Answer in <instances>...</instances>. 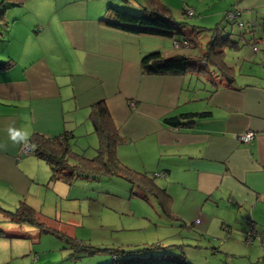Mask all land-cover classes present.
Masks as SVG:
<instances>
[{
    "label": "crops",
    "instance_id": "obj_1",
    "mask_svg": "<svg viewBox=\"0 0 264 264\" xmlns=\"http://www.w3.org/2000/svg\"><path fill=\"white\" fill-rule=\"evenodd\" d=\"M136 1L140 9L148 4V0ZM157 1L164 5V0ZM185 1H179L182 14L187 7L203 11L202 15L196 11L197 25L213 27L233 6L244 12L242 20L247 25L256 21V51L247 42L250 34L246 39L240 35L242 46L237 50L227 48L229 65L234 66L231 81L196 68L185 73L146 72L143 55L157 49L169 54L168 44L160 35L105 24L103 15L115 20L111 7L102 14L72 6L41 22L27 9H17L25 0L4 5L0 60L11 63L0 69V191L9 200L35 203L42 183L45 194L50 182L68 184L51 179V167L44 159L20 155L22 145L34 133L57 135L78 128L93 132L90 107L103 99L125 137L116 148L118 158L140 171L162 172L158 182L173 197V220L178 223L162 221L170 229L165 238L171 241L155 245L185 250L188 259L197 261L204 256L200 248H205L206 240L214 249L212 254H217L219 243L230 242L232 247L243 243L234 233L242 231L245 240L252 223L264 235V0H202L201 8ZM34 25H39L37 32ZM199 25L195 31L208 34L207 42L211 33ZM173 31V38L177 37L179 30ZM26 41H32L31 45L27 47ZM229 49L238 53L231 54ZM202 111L203 115L195 114ZM182 113L192 115L182 121L193 122L176 126L165 120ZM250 130L255 134L249 141L238 138ZM150 199L147 202L164 215ZM134 201L139 199L130 203ZM243 215H252L256 221H233ZM13 237L21 238L22 233L2 229L0 263L8 259L2 252ZM255 241L254 245H264V240Z\"/></svg>",
    "mask_w": 264,
    "mask_h": 264
},
{
    "label": "rangeland",
    "instance_id": "obj_2",
    "mask_svg": "<svg viewBox=\"0 0 264 264\" xmlns=\"http://www.w3.org/2000/svg\"><path fill=\"white\" fill-rule=\"evenodd\" d=\"M179 1L172 0L174 2L172 4L164 0V5L169 9V12L162 15L179 22L187 19L188 24H196L198 18L187 17L184 11L185 8L182 14ZM25 2L26 4L24 3L23 6H17V9L21 12L23 9H27L41 22H44L54 12L62 13L65 10H72V6L77 10L94 8L97 11L100 10L102 14L108 11L110 5L120 10L135 13L142 11L136 6V0H25ZM185 2L193 4L194 6H190L196 8H201L200 4L204 5L202 0H187ZM148 3L153 5L151 0ZM186 4L184 3V6ZM196 11L198 15H202V10L197 9ZM103 17L108 18L106 15H103ZM22 20L27 21V18ZM181 26V24L173 21V27L179 28ZM213 26H216V24ZM38 28L39 25H34L35 32L38 31ZM181 29L185 33L181 34L182 31H179L177 37L174 38L165 35L159 36L163 39L164 44H168L166 46L171 50L169 55L164 49H157L161 50L165 58L184 53V50H186L185 53L194 55H201L204 52L209 35L195 33L191 25L182 26ZM234 29L240 30L237 26ZM203 30L210 33V29L204 28ZM227 30H229V26H227ZM25 31L28 33V29ZM184 34L189 35L197 42L196 49L189 50L187 47H175V39L182 40ZM17 36L22 39L18 33ZM234 37L237 38L236 35ZM22 41L24 40L22 39ZM26 42L27 47L32 43V41ZM229 51H232L231 54L238 53L236 50L229 49ZM204 81L208 83V80ZM200 86L204 87L202 83ZM78 129L79 131H75L78 136L73 143L74 149L88 157L98 156L100 153V138L91 131L87 133L85 129ZM27 154L33 155L34 152L32 150ZM123 164L137 170L126 163ZM155 172L151 173L150 171L151 175L157 174ZM158 179L156 180L158 181ZM43 184H41L40 194L35 196V203L26 202L37 209L38 217H41L39 220L43 221L50 229L47 232L29 222L14 221L11 212L16 209L15 204L18 206L20 202L16 201L17 198L12 201L9 200L10 197H6L7 194L4 191H0V195L4 200L1 203L2 205L0 204V231L3 229L8 233H22L21 238L13 237L10 240L12 242H9L10 245H5L7 251H3L2 254H8V259L0 264H98L99 262H106L108 259L112 261L111 251L113 249L120 251L134 250V253H136L137 249L143 250L149 245L156 244L155 242L169 240L165 238V235L170 229L162 221L168 219L170 222L178 223L173 220L174 218H166L165 215L157 212L156 208L147 202V199L136 197L135 194L140 193V191L122 177L111 176L95 179L75 173L71 183L50 182V189L46 194ZM136 198L139 201H134L131 204L130 200ZM150 201L157 203L154 198H151ZM155 205L162 211L158 203ZM136 210L138 214L135 213ZM157 221L160 222V225L157 227L152 225L153 222ZM233 221H241L244 224V221L256 220L252 215H243L238 216ZM256 229L264 238L263 233L257 226ZM59 234H62V236L60 237ZM234 234L239 235L243 243H235L233 247L230 242L219 243L218 247L224 252L218 251L217 254H212L214 249L208 243L210 240H206L203 242L205 248H200L204 256L198 257L197 261L192 262L194 264H253L258 260V257L263 256L264 245H254L247 242L246 238L244 240L242 231L236 230ZM74 238L75 241H79L78 245H75ZM255 242L260 243L259 240ZM229 250H236L237 253L233 254ZM155 251L159 250L156 249ZM250 256H252V259H250Z\"/></svg>",
    "mask_w": 264,
    "mask_h": 264
},
{
    "label": "trees",
    "instance_id": "obj_3",
    "mask_svg": "<svg viewBox=\"0 0 264 264\" xmlns=\"http://www.w3.org/2000/svg\"><path fill=\"white\" fill-rule=\"evenodd\" d=\"M151 1L153 2V5L148 3L139 13L120 10L110 5L109 7H111L114 13L115 20L111 21L105 18H102L101 20L109 26L125 29L127 31L147 32L150 34L171 37L175 34L173 31L175 28L173 27V21L182 26L191 25L193 26L194 31L198 28L197 26L199 24H188L189 21L187 19H183L179 22L177 20H172V18H167L162 14L169 12V9L165 5L160 4L157 0ZM9 2L18 5L22 3V0H3L0 4L3 8L0 10V20H2V15L5 11L4 5ZM232 11L236 13L234 17H230V12ZM243 13L244 12L240 8L233 6L225 11L223 19L220 23H217L216 26H213L214 28L199 25V28L210 29L211 33V38L206 42V48L201 55L184 53L165 58L163 53L160 50H157L146 54L142 58L143 69L148 73H185L192 68H196L199 71H205L210 74L217 72L218 75L227 77V81H229L232 73H234V66L229 65L227 48L232 47L237 50L242 46L240 42L241 36L246 39V36L250 34L252 37H250V39L247 38V42L251 44L254 51L258 49L256 42H253V38L255 37L253 27L255 26L256 21L254 24L250 22V25H247L248 21L242 20ZM185 15L187 17L197 18L195 10L192 15H188L185 11ZM3 21L5 22V19H3ZM182 26L176 28L180 32H183V29H181ZM227 26H230L229 30H227ZM236 26L240 28L239 32L234 29ZM249 28H251L250 31H253L252 34L248 32ZM195 33H198V31H195ZM235 35L239 37L234 39ZM184 40L191 44L184 47L193 50L194 48H197V42H195V40L189 35L184 34V38L179 41ZM10 63L11 62L0 60V69L7 68ZM210 68H212V71ZM206 113L207 112H205V114ZM190 114L191 113H182L176 116L166 117L165 120L167 123L176 126L181 125L184 122L191 123L193 122L192 120L182 121L184 119L187 120L186 118L192 117ZM195 114L203 115L204 112H197ZM89 119L94 128L93 132H95L100 138V153L98 156L88 157L74 149L73 143L78 136L75 134L74 130H65L57 135L34 133L29 139L28 143L31 146V151L33 150L34 154L46 160L50 165L52 171L51 179L63 180L67 183H71L75 173L95 179L111 176L122 177L128 180L132 186H136L139 191H142L135 194L136 197L139 196L149 200V195H151L160 205L162 213L165 216L175 218L172 209L173 197L168 190L156 180L158 177L164 176V174L156 171L158 174L151 175L147 172L134 170L119 160L116 154V148L125 137L119 132L105 100H99L91 105ZM11 213L14 221L29 222L33 225L39 226L46 232L50 230L43 221L39 220L41 217H38L37 210L24 200L15 210H12ZM1 232L2 230L0 233ZM59 236L61 237L62 234H59ZM70 239H72V237H70ZM75 245H78V243ZM167 246L152 244L143 250L137 249L136 253H134V250H121L124 252L122 253L120 250L113 249L111 251L113 258L112 261L98 264H194L192 262L194 261L193 259H188L185 250H179V252L173 251V249H170ZM156 249L159 251H155Z\"/></svg>",
    "mask_w": 264,
    "mask_h": 264
},
{
    "label": "built area",
    "instance_id": "obj_4",
    "mask_svg": "<svg viewBox=\"0 0 264 264\" xmlns=\"http://www.w3.org/2000/svg\"><path fill=\"white\" fill-rule=\"evenodd\" d=\"M186 13L188 15H192L194 14V9L191 8V7H187L185 9ZM236 15L235 12H230V17H234ZM187 45H191L189 44L186 40L184 41H179L177 39H175V47L178 48L180 46L184 47V46H187ZM134 104V103H133ZM255 132L254 131H247V132H244V133H241L238 138L242 141H249L253 136H254ZM31 152V147L29 144H24L21 148V152H20V155L22 154H26V153H29ZM158 174V173H157ZM199 221V219L197 220V222ZM246 240L247 242L249 243H253L254 240H259V241H262L263 238L261 236V234H259L257 232V229H256V226L254 225V223L251 224L250 228L248 229L247 233H246ZM260 264H264V256L262 257L261 261H260Z\"/></svg>",
    "mask_w": 264,
    "mask_h": 264
},
{
    "label": "water",
    "instance_id": "obj_5",
    "mask_svg": "<svg viewBox=\"0 0 264 264\" xmlns=\"http://www.w3.org/2000/svg\"><path fill=\"white\" fill-rule=\"evenodd\" d=\"M229 81H231V79H229Z\"/></svg>",
    "mask_w": 264,
    "mask_h": 264
}]
</instances>
